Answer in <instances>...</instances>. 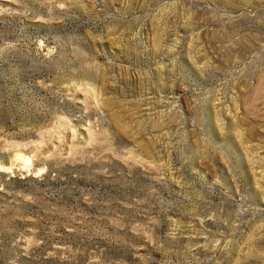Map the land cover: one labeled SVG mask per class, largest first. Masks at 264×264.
<instances>
[{
	"label": "rangeland",
	"instance_id": "rangeland-1",
	"mask_svg": "<svg viewBox=\"0 0 264 264\" xmlns=\"http://www.w3.org/2000/svg\"><path fill=\"white\" fill-rule=\"evenodd\" d=\"M0 264H264V0H0Z\"/></svg>",
	"mask_w": 264,
	"mask_h": 264
}]
</instances>
